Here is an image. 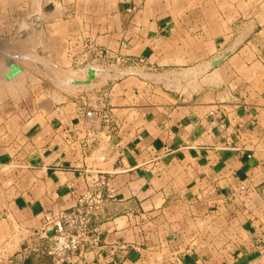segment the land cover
<instances>
[{
    "label": "crops",
    "instance_id": "0c3cea01",
    "mask_svg": "<svg viewBox=\"0 0 264 264\" xmlns=\"http://www.w3.org/2000/svg\"><path fill=\"white\" fill-rule=\"evenodd\" d=\"M24 1L2 2L0 53L23 72L0 62V264L49 262L44 216L74 206L91 169L108 181L101 246L67 264H264V0ZM89 43L160 71L99 87L110 130L83 115L96 95L54 100L25 67Z\"/></svg>",
    "mask_w": 264,
    "mask_h": 264
},
{
    "label": "built area",
    "instance_id": "2783aa9c",
    "mask_svg": "<svg viewBox=\"0 0 264 264\" xmlns=\"http://www.w3.org/2000/svg\"><path fill=\"white\" fill-rule=\"evenodd\" d=\"M90 46L96 54L104 51L93 44ZM88 93L87 96L96 95L98 98L91 105L89 99L80 105L84 117L95 118L102 130H110L114 116L111 106L105 100L106 94L101 93L100 89ZM86 182L87 187L76 196L74 206L61 211L56 217L50 214L44 216L38 232V238L43 244L37 251L49 259L47 264H67L73 258L93 252L101 246L102 240L94 220L108 197V181L102 171L91 169L86 172ZM12 263L9 261L7 264Z\"/></svg>",
    "mask_w": 264,
    "mask_h": 264
},
{
    "label": "rangeland",
    "instance_id": "374dc122",
    "mask_svg": "<svg viewBox=\"0 0 264 264\" xmlns=\"http://www.w3.org/2000/svg\"><path fill=\"white\" fill-rule=\"evenodd\" d=\"M184 1L189 2L191 0ZM2 2H4V0H0V24L1 21L7 17V15H9V17L11 15L6 13V9L2 7ZM137 9L140 10L142 8L138 7ZM20 10L21 9H13L12 11L13 13L15 12V14H18ZM2 16L4 19L2 18ZM20 17L22 18V16H14V18L17 20H20ZM29 22V24L31 25L32 20L30 19ZM24 26L26 28L27 24H25ZM1 42L2 41L0 40V45ZM91 44L93 43H89V45ZM86 48V56L79 55L78 57H75V59L70 63H68L67 61H56L55 63V61H52L51 59L40 56L38 58V61L42 62V64H45L44 66L46 70H41L33 60L26 61L25 67L26 70L29 71L27 72V74L31 73L30 77H32L35 73L36 77H39L42 80L45 93H47V95H52V98L57 101H59L62 96L66 97L81 95L82 93L84 94L87 91L99 89V87H109L125 79L136 80L139 83L142 82V86H144L145 84L143 82L152 83L158 81L157 74H159L160 71L148 69L144 58L140 57L132 59V57H129L122 52L113 53L112 51H110L107 53L106 50H104L101 54H96V51H93V49L88 47ZM88 49L91 51H89ZM3 57L5 58V55H2V53H0L1 62L4 61ZM88 66H95L101 70L100 73H98L96 79L92 81L90 85L68 87V85L63 83V86H60L62 85V82L65 81L67 76L75 79L85 80L87 78L86 68ZM117 70H119L120 72ZM0 77H2L1 72Z\"/></svg>",
    "mask_w": 264,
    "mask_h": 264
},
{
    "label": "water",
    "instance_id": "95a60500",
    "mask_svg": "<svg viewBox=\"0 0 264 264\" xmlns=\"http://www.w3.org/2000/svg\"><path fill=\"white\" fill-rule=\"evenodd\" d=\"M1 51L5 55L4 63L8 67V70L5 73V79L6 80H12L23 72L22 66L16 62V60L21 58V56L10 54V53L6 52L5 50H2V49H1ZM225 56L226 55L215 60L213 62V65L214 66L218 65L224 59ZM100 71L101 70L99 68H97L95 66H90L87 70V78L85 80L71 78V79H68L66 81V84L74 85V86L90 85L92 83V81H94L96 79V77H97L98 73H100Z\"/></svg>",
    "mask_w": 264,
    "mask_h": 264
},
{
    "label": "bare ground",
    "instance_id": "6f19581e",
    "mask_svg": "<svg viewBox=\"0 0 264 264\" xmlns=\"http://www.w3.org/2000/svg\"><path fill=\"white\" fill-rule=\"evenodd\" d=\"M3 58H4V57H3ZM1 60H2V59H1ZM0 62H1V61H0ZM3 62H4V61H3ZM3 62H1V63H3ZM1 63H0V64H1ZM7 68H8V67H7ZM117 71H119V70H117ZM112 72H113V71H112ZM115 72H116V71H115ZM119 72H120V71H119ZM20 75H21V74H20ZM20 75H19V76H20ZM66 76H67V74H66ZM16 78H17V77H16ZM66 79H71V77H68V76H67ZM66 79H65V80H66ZM60 86H63V82H62V85H60ZM72 86H73V85H70V86H68V87H72Z\"/></svg>",
    "mask_w": 264,
    "mask_h": 264
}]
</instances>
